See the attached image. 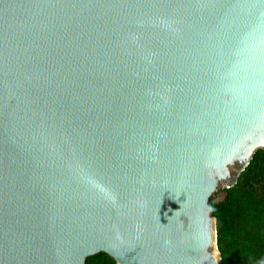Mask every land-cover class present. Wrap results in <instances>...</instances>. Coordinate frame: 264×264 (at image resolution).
Wrapping results in <instances>:
<instances>
[{"label": "water", "instance_id": "1", "mask_svg": "<svg viewBox=\"0 0 264 264\" xmlns=\"http://www.w3.org/2000/svg\"><path fill=\"white\" fill-rule=\"evenodd\" d=\"M259 150L264 0H0V264H221Z\"/></svg>", "mask_w": 264, "mask_h": 264}, {"label": "trees", "instance_id": "2", "mask_svg": "<svg viewBox=\"0 0 264 264\" xmlns=\"http://www.w3.org/2000/svg\"><path fill=\"white\" fill-rule=\"evenodd\" d=\"M221 264H264V151H257L230 189L209 200ZM86 264H116L105 254Z\"/></svg>", "mask_w": 264, "mask_h": 264}]
</instances>
